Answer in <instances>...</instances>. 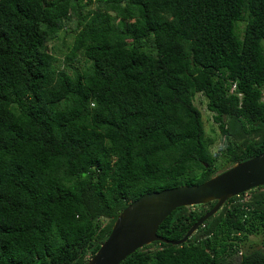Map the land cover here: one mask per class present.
<instances>
[{"label": "trees", "instance_id": "obj_1", "mask_svg": "<svg viewBox=\"0 0 264 264\" xmlns=\"http://www.w3.org/2000/svg\"><path fill=\"white\" fill-rule=\"evenodd\" d=\"M262 153L264 0H0V264H86L142 195ZM215 203L157 234L182 239ZM259 235L264 186L120 264H264Z\"/></svg>", "mask_w": 264, "mask_h": 264}, {"label": "water", "instance_id": "obj_2", "mask_svg": "<svg viewBox=\"0 0 264 264\" xmlns=\"http://www.w3.org/2000/svg\"><path fill=\"white\" fill-rule=\"evenodd\" d=\"M264 186V153L239 162L200 185L180 186L142 195L117 216L110 234L86 264H120L153 242L184 244L231 198ZM216 202L182 239L167 240L157 234L162 222L177 208Z\"/></svg>", "mask_w": 264, "mask_h": 264}, {"label": "rangeland", "instance_id": "obj_3", "mask_svg": "<svg viewBox=\"0 0 264 264\" xmlns=\"http://www.w3.org/2000/svg\"><path fill=\"white\" fill-rule=\"evenodd\" d=\"M67 31L70 32V29H67ZM66 37L63 35L60 41L58 40L57 42H54L52 44L53 48L56 50L55 56L60 60L63 58V54L66 51V46L71 44V38L69 36L67 38ZM194 104L202 114V121L207 136L212 138H217V142L214 149L216 148V151H218V149L220 148L221 150L223 148V144H222L223 139L218 134L217 127L212 120V114L206 108L205 98L202 95L198 94L194 100ZM249 239H250V243L254 245L256 248L264 250V235H259L254 237L251 236Z\"/></svg>", "mask_w": 264, "mask_h": 264}]
</instances>
